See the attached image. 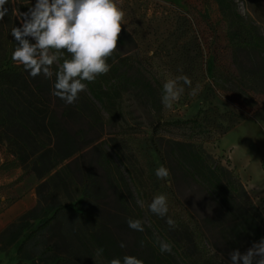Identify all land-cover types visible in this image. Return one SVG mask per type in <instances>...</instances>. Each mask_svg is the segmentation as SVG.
I'll return each instance as SVG.
<instances>
[{"label": "rangeland", "instance_id": "obj_1", "mask_svg": "<svg viewBox=\"0 0 264 264\" xmlns=\"http://www.w3.org/2000/svg\"><path fill=\"white\" fill-rule=\"evenodd\" d=\"M238 12L247 20L254 21L264 33V0H234ZM118 7L125 13L123 26L134 38L135 46L130 51L138 54L143 61V69L153 78L160 95L161 118L151 102L134 91L123 93L117 102V119L109 118L104 112L95 120L77 116L60 98L54 96L51 108L56 116L72 130L81 132L77 145H84L82 151L50 170L43 178L37 172L23 173V168L36 171L50 169L54 161L49 152L51 144L36 133L13 128L11 133L24 139L26 163L28 167L14 166L7 168V161L12 156L4 144H0V230L17 218L24 211L32 208L37 199V185L48 179L43 193L52 190L48 202L61 204V214L53 225L45 231L42 245L66 259V264H108L102 255L97 256V248L90 241L82 222L70 206L82 201L103 219L109 221L115 234L124 241L127 249L136 245L135 238L141 231L128 226L126 219L140 220L143 231L150 228L144 207L137 204L142 198L136 193L113 148L109 137L116 136L126 141L136 151L139 163L151 173L149 187L156 193L173 196L188 211L184 214L187 221L195 219L204 225V218L214 211L204 192L190 180L174 173L172 180H161L155 170L163 166L156 153L155 145L165 146L166 139L186 138L189 131L176 127L170 122L193 117L200 108L207 105L204 93L207 85H213V67L220 68L228 75L237 77L235 82H228L224 89H214L210 102L220 112L234 111L243 116V121L218 140H208L203 144L207 153L219 160L225 167L232 169L240 178L251 200L264 215V93L261 85L254 84L239 75L237 66L232 61L231 38L233 32L223 18L216 0H116ZM14 15L21 19L16 0H11ZM126 23V24H125ZM35 42V41H34ZM123 52V48L117 49ZM242 70H250V63L241 58ZM182 70V71H181ZM186 75L191 80V87L184 86L180 99L165 108L161 103L162 85L169 79ZM197 89L196 95H191ZM237 89L245 92L254 105L247 107ZM10 118L15 111L8 108ZM223 138V139H222ZM222 139V140H221ZM237 150L242 158L251 159V168L237 169L230 158L229 148ZM224 147V148H223ZM227 147V148H225ZM83 154L78 164H66ZM258 161L257 169L254 167ZM36 159H38L37 162ZM129 163V162H128ZM77 167H82L91 177L88 192L83 195ZM258 178H257V177ZM21 177L20 180H17ZM259 179V183L253 179ZM126 222V223H125ZM34 221L33 225H36ZM141 232V233H142ZM152 241V240H151ZM17 261L14 248L0 252V264H12ZM40 264L42 260L36 258Z\"/></svg>", "mask_w": 264, "mask_h": 264}, {"label": "trees", "instance_id": "obj_2", "mask_svg": "<svg viewBox=\"0 0 264 264\" xmlns=\"http://www.w3.org/2000/svg\"><path fill=\"white\" fill-rule=\"evenodd\" d=\"M216 1L233 32L230 48L232 61L237 66L239 75L254 84L264 86V33L254 21L245 19L238 12L234 0ZM16 2L22 14L34 6L36 0ZM8 8V15L0 21V144H4L12 156L6 163L7 168L28 167L24 139L11 133L10 129L17 132L32 131L46 138L51 144L48 150L54 157V161L48 166L50 169L36 171L34 165L30 170L23 168V173L37 172L41 179L60 162L82 151L84 145H77L82 138L81 132L70 129L51 108L55 75L51 79L43 75L32 78L21 65L12 60V52L17 42L11 35V30L14 26H21L22 18L14 15L11 0ZM29 39L34 43L32 38ZM134 46V38L122 24L117 49L123 48L124 51L119 52L116 49L107 60L111 64L110 71L88 83L87 91L80 93L79 99L70 108L77 116L95 120L104 112L109 118L116 120L118 100L123 93L134 91L148 99L159 113V119L161 118L159 92L153 78L144 71L142 58L131 53ZM65 58H70L67 53ZM241 58L250 63V70L241 69ZM56 70L57 65H53V72ZM212 78L213 85H207L204 93L207 105L191 118L170 122L176 127L186 128L189 131L187 137L166 139L164 147L155 145L154 148L162 165L169 169L170 177L167 180L173 183L174 173L190 180L204 192L216 209L204 218L202 226L193 218L187 221L184 214L188 210L173 199V196L164 193L168 198L167 216L153 214L148 209V204L159 193L149 187L151 173L139 163L137 153L129 143L120 141L116 136L109 137V145L120 161L129 165L123 167L124 172L144 201V212L150 228L137 234L133 249H127L126 246L122 248L120 245L124 241L115 234L108 220L101 218L89 207L90 204L86 206L82 201L73 203L71 210L77 214L94 246L103 249L101 255L108 264L111 259L122 260L125 255L135 256L143 260L144 264H230L229 252L239 249L243 253L254 242L264 238V215L249 197L238 174L225 167L203 147L206 141L218 140L243 121L242 115L229 110L220 112L210 102L214 89H224L225 84L235 82L237 77L214 66ZM257 91L264 93V87ZM236 92L241 94L247 107L254 105L253 99L249 100L245 92L240 89ZM8 108L15 111L16 116L12 119L7 115ZM82 157L83 154H80L66 166L70 163L78 164ZM37 161L38 159L35 162ZM77 169L80 174L79 185L85 195L92 180L82 167ZM20 179L21 177L17 180ZM47 185L48 179L40 182L36 187L35 205L0 230V252H6L11 247L15 249L17 261L12 264H38L36 258L42 260L40 264H66L65 257L50 254L49 246L42 245L45 231L53 225L64 206L48 202L52 190L43 193ZM169 217L175 221V227L166 223ZM34 221L37 222L36 225H33ZM158 239L171 244V252L162 253Z\"/></svg>", "mask_w": 264, "mask_h": 264}, {"label": "clouds", "instance_id": "obj_3", "mask_svg": "<svg viewBox=\"0 0 264 264\" xmlns=\"http://www.w3.org/2000/svg\"><path fill=\"white\" fill-rule=\"evenodd\" d=\"M10 0H0V21L9 13ZM125 13L116 0H36L34 6L22 13L20 27H13L11 35L17 42L12 60L21 65L32 77L43 75L51 79L55 75L52 94L66 104H74L88 83L107 74L111 64L107 63L117 49ZM126 24V23H125ZM30 38L35 42H30ZM65 53L70 58H65ZM62 61V62H61ZM53 65L57 70L53 72ZM182 71V70H181ZM191 87L186 75L167 79L162 85L161 103L165 108L180 99L184 86ZM192 89L191 95H196ZM158 179L167 180L169 169L160 166L155 170ZM144 207L143 200H137ZM148 209L155 215L166 217L168 198L164 194L153 197ZM128 226L143 231L140 220L129 219ZM170 227L175 221L166 220ZM160 251L171 252V244L158 239ZM125 245L121 243L120 247ZM103 249H97L99 256ZM230 264H264V238L254 242L245 252L239 249L229 252ZM110 264H144L143 260L125 255L122 260L113 258Z\"/></svg>", "mask_w": 264, "mask_h": 264}, {"label": "crops", "instance_id": "obj_4", "mask_svg": "<svg viewBox=\"0 0 264 264\" xmlns=\"http://www.w3.org/2000/svg\"><path fill=\"white\" fill-rule=\"evenodd\" d=\"M224 137V136H223ZM223 139V138H222ZM221 139V140H222ZM228 148H229V152H230V158L232 159V162H233V164H234V166H236L237 167V169L239 168V169H243V168H247V170L249 171V172H251L250 171V168H251V159L249 158V157H245V158H242L241 157V155H239V154H237V150L235 149L234 151H232V147L229 145V146H227ZM227 147H225V148H227ZM224 148V147H223ZM259 159H260V157L257 159V163H256V165H255V167H254V170H256L257 169V166H258V161H259ZM257 177V176H256ZM258 178V177H257ZM253 181L254 182H256V183H259V179H253ZM261 190H264V184H262V188H261Z\"/></svg>", "mask_w": 264, "mask_h": 264}]
</instances>
